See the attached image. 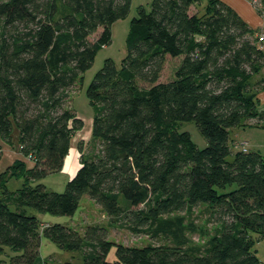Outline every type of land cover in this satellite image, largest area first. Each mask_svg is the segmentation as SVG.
I'll return each mask as SVG.
<instances>
[{"label": "trees", "instance_id": "1", "mask_svg": "<svg viewBox=\"0 0 264 264\" xmlns=\"http://www.w3.org/2000/svg\"><path fill=\"white\" fill-rule=\"evenodd\" d=\"M131 1L0 0L7 32L0 40V137L9 142L16 131L21 154L33 162L16 159L0 173V264L5 248L8 264H35L42 237L76 252L77 264H261L254 245L264 238V156L231 151L229 133L245 121L264 125L256 99L264 78L252 81L264 52L258 30L221 0L139 5L120 67L104 59L86 88L97 154L81 157L61 192L38 182L61 171L73 133L84 126L66 107L68 93L111 43V26ZM203 2L202 13L192 12ZM167 56L181 60L162 82ZM186 121L205 147L180 130ZM12 178L22 179L15 191L6 185ZM83 195L109 224L133 233L201 204L219 226L205 250L194 252L125 245L110 240L104 226L42 224L34 214L73 216Z\"/></svg>", "mask_w": 264, "mask_h": 264}, {"label": "rangeland", "instance_id": "2", "mask_svg": "<svg viewBox=\"0 0 264 264\" xmlns=\"http://www.w3.org/2000/svg\"><path fill=\"white\" fill-rule=\"evenodd\" d=\"M151 0H132L130 11L126 17L115 21L111 26V43L103 46L96 54L92 66L83 73V78L68 93V102L66 107L82 118L84 126L82 129L75 131L70 140V151L68 153V163H65L61 171L47 175L38 182L43 183L48 190L61 192L65 188L66 182L74 175L80 166L81 157H91L97 154L98 144L91 136L90 116H93L94 109L90 105L86 97V88L91 81L93 75L99 70L104 59L111 58L117 68L121 65V60L126 54V34L128 32L132 18L138 15L137 8L139 5H144L148 9ZM204 2L201 5L194 6L192 12L198 11V14L203 12ZM6 28L0 22V40L3 35H6ZM5 33V34H4ZM95 34L90 36L93 39ZM181 56L165 58L163 69L160 76V81L166 82L173 78L174 71L178 67ZM92 123V121H91ZM180 130L187 131L190 134L191 140L199 147L203 148L207 142L199 133L193 121L181 122ZM12 137L9 153L12 155L18 153V146L15 143V133ZM247 140L248 149L250 151H259L264 156V129L255 127L232 128L229 133V146L231 151H236L234 141ZM14 142V144H13ZM8 150V149H7ZM2 154V153H1ZM0 154V155H1ZM26 162L28 159H26ZM21 178H13L9 183L10 186H18L21 183ZM209 207L201 204L195 207H188L182 212H174L171 214L159 217L155 225L148 233H133L124 224H109L106 213L87 195H83L80 201L79 208L73 216H54L48 213H39L44 217H49L52 223H60L67 226H76L84 228L86 225H101L107 228L108 238L114 242L123 243L125 245L144 247V246H168L193 250L194 252H203L208 246L210 239L216 233L218 224L212 223L209 220ZM33 211V210H30ZM34 212V211H33ZM43 220V219H42ZM43 241V252L53 248L54 251H61L60 262L64 260H72L80 263L76 252H66L59 249L54 243L46 238H41ZM47 248V249H46ZM254 249L261 264H264V238L255 242ZM57 254V253H56ZM72 255V256H71ZM74 255V256H73ZM6 259L5 255L2 256ZM108 260L114 259V249H111Z\"/></svg>", "mask_w": 264, "mask_h": 264}, {"label": "crops", "instance_id": "3", "mask_svg": "<svg viewBox=\"0 0 264 264\" xmlns=\"http://www.w3.org/2000/svg\"><path fill=\"white\" fill-rule=\"evenodd\" d=\"M221 1H223L226 4H228L229 6H231L250 27H252L253 29L258 30V31L259 30L264 31V0H259L260 8H256L255 6H253L250 0H221ZM263 52H264V49H263ZM261 78H264V68L262 70H260L253 77L252 81L254 82V81L261 79ZM256 99L258 101L259 109H264V88L256 93ZM77 116L79 117L78 114H77ZM91 121H92V116H90V125H91ZM247 126L264 129V125H253V124H251V121H245L239 127L245 128ZM239 127H237V128H239ZM13 133H15L16 146H18V148H19L18 139H17V132L13 131ZM13 133L11 136V140H12V137L14 136ZM11 140L9 142H6L0 137V153H2L0 156V173L3 172L14 160H16V159L25 160V158L23 157V155L20 152V149H18V153L14 154V155H12V153H9V151H10L9 149H11V147L13 146L11 144V142H12ZM242 141L246 142V146L248 149L247 140L243 139L239 142H242ZM234 143H238V141L235 140ZM13 144H14V142H13ZM235 148H237V147H235ZM69 151H70V148L68 150V153H69ZM67 156H68V154H67ZM26 163L28 166H32V164H33V162L28 161V160ZM64 164H65V160H64ZM12 179H10L6 185L10 191H15L21 186L22 179H20L21 180L20 185L14 186V187L10 186V184H9L12 181ZM34 214H36L37 218L42 222V224H50V223H52L51 221L54 220V219H51L49 217H44V215H41V214L36 213V212H34ZM42 245H43V241L41 239L40 253H39V256H38L35 264H60L64 261H66V260H64V261L60 262V260L58 259V258L65 259V258H62L59 256L62 253L61 251H54L53 248H50L48 250L46 248L47 250L45 252H43ZM10 252L11 251L8 248H5L6 259H4V264H8V255H10Z\"/></svg>", "mask_w": 264, "mask_h": 264}, {"label": "built area", "instance_id": "4", "mask_svg": "<svg viewBox=\"0 0 264 264\" xmlns=\"http://www.w3.org/2000/svg\"><path fill=\"white\" fill-rule=\"evenodd\" d=\"M250 1L253 6H255L256 8H260L259 0H250ZM256 41H257V45L263 50L264 49V31L263 30H259L256 33ZM235 147H237L243 152H246L248 150L245 141L235 143Z\"/></svg>", "mask_w": 264, "mask_h": 264}, {"label": "bare ground", "instance_id": "5", "mask_svg": "<svg viewBox=\"0 0 264 264\" xmlns=\"http://www.w3.org/2000/svg\"><path fill=\"white\" fill-rule=\"evenodd\" d=\"M69 157H65V163H68Z\"/></svg>", "mask_w": 264, "mask_h": 264}]
</instances>
